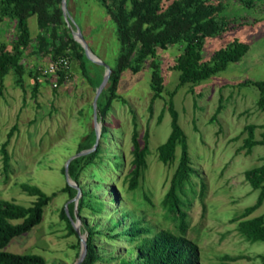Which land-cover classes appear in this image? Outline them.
Wrapping results in <instances>:
<instances>
[{"label": "rangeland", "instance_id": "rangeland-1", "mask_svg": "<svg viewBox=\"0 0 264 264\" xmlns=\"http://www.w3.org/2000/svg\"><path fill=\"white\" fill-rule=\"evenodd\" d=\"M244 1L222 3L216 18L226 26L205 39L200 49V61L210 62L215 51L236 41L246 45L238 61L228 62L204 80L181 83L175 65L182 44L156 48L136 70L125 68L119 73L113 93L106 94L110 95L108 110L101 116L96 113V124L91 104L104 68L88 59L79 44L80 51L69 50L55 60L37 52L34 38L39 31L33 15L27 19L30 44L27 50L18 47L21 52L16 57L14 23L0 20V47L16 57L15 66L0 81V200L30 206L34 197L22 190L24 184L53 195L43 207L40 223L10 240L5 251L38 255L44 264H75L79 238L59 218L61 209L67 211L69 206L79 225L83 222L95 232L94 264L135 257L133 247L140 236L129 237L125 231L136 221L151 230L149 235L166 231L191 241L197 249L195 264L260 262L264 243L247 240L238 231L240 222L252 218L261 217L264 224V199L254 207L258 191L244 177V172L263 163L264 146H243L247 126L253 127V141L264 133V113L254 86L264 81V0H253L249 7ZM65 11L72 40L78 29L92 57L111 73L119 54L111 18L96 0H65ZM50 65L52 72L43 75ZM153 72L160 78L159 92L151 87ZM109 87L108 77L101 92L105 94ZM105 101L102 94L101 104ZM168 101L177 114L194 170L178 192L186 214L183 233L161 205L179 156L176 146L172 163L163 165L157 159V147L169 133ZM133 130L140 146L147 135V151L146 168L137 188L130 191ZM69 159L74 178L67 180L64 166ZM67 181L79 197L81 191L88 194L79 213L75 196L63 190ZM116 221L118 225L111 229ZM80 235L85 237V232Z\"/></svg>", "mask_w": 264, "mask_h": 264}, {"label": "trees", "instance_id": "trees-1", "mask_svg": "<svg viewBox=\"0 0 264 264\" xmlns=\"http://www.w3.org/2000/svg\"><path fill=\"white\" fill-rule=\"evenodd\" d=\"M60 1H0V20H11L15 26V47L13 50L16 57L21 52L17 50L18 47L27 50L30 44L27 19L32 15L35 17L39 31L34 38L37 52L42 55L50 54L51 60H55L58 57L67 56L66 53L69 50L74 53L80 51V46L72 40L69 29L63 21ZM96 1L115 24L119 41L116 65L109 75L110 87L105 94L102 91L96 101L98 116L108 110L109 96L113 93L119 73L125 68L136 70L135 68L142 59L155 54L156 48L164 49L169 45L182 44V53L177 57L175 65V68L179 70L181 83L204 80L215 72L224 69L228 62L238 61L246 51V45L234 41L228 47L215 51L210 62L200 61V49L204 40L221 32L226 26V22L220 18L217 19V14L222 8V3L228 0ZM252 2L253 0L244 1L247 7L251 6ZM16 57L10 51L4 50V47H0V81L15 66ZM79 57L80 54H77V58ZM151 79L152 89L159 92L160 78L156 72H153ZM254 86L259 93L257 105L264 113V81L255 82ZM107 93L110 94L108 97L106 96ZM102 94L106 97L104 104L100 102ZM166 111L170 118L169 133L164 142L157 147V159L163 165L172 163L176 146L179 147V156L168 189L161 200V205L177 220L180 232L183 233L186 214L182 209L178 192L184 183L189 181V176L194 173V170L171 101H168ZM13 128L14 126L10 130ZM252 129V126L246 127L247 138L243 146L247 149L254 145L264 146V133L260 135V140L253 141L251 140ZM143 138V145L140 146L135 130L132 131L130 138L132 146L131 170L127 180L130 191L137 188L146 168L147 135L144 134ZM93 153L86 155V157H91ZM2 157L6 168L7 156L3 149ZM72 169V165L68 164V178H74ZM244 177L250 187L258 191L254 205L256 207L264 199V161L259 167L244 172ZM21 188L27 195L34 197L30 206L24 207L14 202L0 200V264H44V259L41 256L14 254L4 250L10 240L28 233L40 223L43 207L53 196L52 194L50 196L44 194L35 186L24 184L21 185ZM63 190L68 192L71 197L77 193L76 189L68 185ZM85 197H88V194L81 191L77 201V213L81 211L82 201ZM59 218L65 221L69 231L74 233L69 220V218H74L73 210H70L69 206L67 211L61 209ZM118 223V221L114 222L111 229L116 227ZM79 231L85 232L86 244V253L80 264H94L97 260L92 243L95 232L92 227H88L83 222L79 225ZM238 231L247 240L264 243V224L261 217L240 222ZM125 233L129 237L140 236L133 247L136 255L130 259L119 258L115 264H195L198 259L196 246L182 236H174L166 231L149 235L152 233L151 230L139 226L137 221L131 222ZM117 234L119 233H115L114 236ZM258 264H264V255L260 257Z\"/></svg>", "mask_w": 264, "mask_h": 264}, {"label": "water", "instance_id": "water-1", "mask_svg": "<svg viewBox=\"0 0 264 264\" xmlns=\"http://www.w3.org/2000/svg\"><path fill=\"white\" fill-rule=\"evenodd\" d=\"M60 8H61L63 20H64V22L67 25V14H66V11H65V0H61L60 1ZM67 27H68V25H67ZM72 37H73V40L75 42H77L81 46V48L83 49L84 54L86 55V57L88 59H90L92 62H95V63L101 65L104 68V70H105L104 75L102 77V80H101L99 86L97 87V89L95 91V94H94V97H93V101H92V104H91L92 111H93V122L96 124V120H95L96 119V101H97V98H98V96H99L102 88L106 84V81H107V79L109 77V74H110V70H109V67L107 65L99 62L97 59H95V58L92 57V55L90 54L89 49H88L86 43L84 42V40H83V38H82V36H81V34H80V32H79L78 29L75 32H73V36ZM96 143H97V137H95V144ZM95 144H94V146H95ZM85 153L86 152H84V151L83 152H79L74 157H78V156L83 155ZM74 157H72V159ZM70 160L71 159H69L67 161L66 165L64 166V174H65V177H66L67 180H68L67 167H68V163H69ZM68 185L71 186V187H74L69 182H68ZM78 198H79V191L77 190V193H76V195L74 197V200H73L75 204H76ZM73 216H74V221L71 218H69L70 224H71L74 232L78 236L79 243H80V252H79L78 259H77V261H76L75 264H80L82 262L84 256H85V253H86V244H85V238L80 235V232H79V223H78L76 214L73 213Z\"/></svg>", "mask_w": 264, "mask_h": 264}, {"label": "built area", "instance_id": "built-area-1", "mask_svg": "<svg viewBox=\"0 0 264 264\" xmlns=\"http://www.w3.org/2000/svg\"><path fill=\"white\" fill-rule=\"evenodd\" d=\"M52 68H53V67L50 65L49 68L43 69L42 74H43V75H48V74H50V73L52 72Z\"/></svg>", "mask_w": 264, "mask_h": 264}]
</instances>
